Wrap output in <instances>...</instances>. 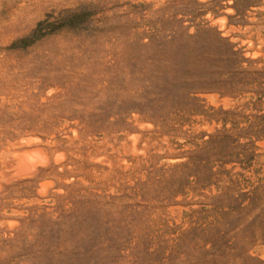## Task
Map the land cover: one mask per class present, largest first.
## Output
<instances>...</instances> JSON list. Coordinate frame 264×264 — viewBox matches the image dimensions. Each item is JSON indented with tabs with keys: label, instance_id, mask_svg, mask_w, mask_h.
I'll return each mask as SVG.
<instances>
[{
	"label": "rangeland",
	"instance_id": "374dc122",
	"mask_svg": "<svg viewBox=\"0 0 264 264\" xmlns=\"http://www.w3.org/2000/svg\"><path fill=\"white\" fill-rule=\"evenodd\" d=\"M0 264H264V0H0Z\"/></svg>",
	"mask_w": 264,
	"mask_h": 264
},
{
	"label": "bare ground",
	"instance_id": "6f19581e",
	"mask_svg": "<svg viewBox=\"0 0 264 264\" xmlns=\"http://www.w3.org/2000/svg\"><path fill=\"white\" fill-rule=\"evenodd\" d=\"M76 135V134H75ZM125 147V146H124ZM45 149V148H44ZM47 150V149H46ZM15 152V151H14ZM24 152V151H23ZM27 153H29L28 155L26 154V152L25 153H22L21 155L19 154V156H18V154H15V155H17L16 156V164L18 165V169H19V172L20 171H23L24 169L25 170H28L27 169V167H30V169L32 168V169H36L35 167H36V163L35 162H37V163H41V164H47V162L49 161V156H48V151L46 152V151H44L42 148H35V149H32V150H28L27 151ZM62 152H60V154H61ZM25 154V155H24ZM59 154V155H60ZM27 155V156H26ZM58 155V154H57ZM58 155V156H59ZM62 156V155H61ZM57 157V156H56ZM63 157V156H62ZM95 158V157H94ZM93 158V159H94ZM92 159V160H93ZM102 159V158H101ZM60 160V159H59ZM96 160V159H95ZM99 159H97V161H98ZM110 160V159H109ZM13 162V161H12ZM15 162V161H14ZM35 163V164H34ZM13 164V163H12ZM40 165V164H39ZM38 166V165H37ZM34 167V168H33ZM31 169V170H32ZM26 172V171H25ZM31 173V172H30ZM33 173V172H32ZM20 176V175H19ZM26 176H27V174H26ZM53 183V182H52ZM40 189V188H39ZM38 192H40V191H38ZM44 192V191H43Z\"/></svg>",
	"mask_w": 264,
	"mask_h": 264
}]
</instances>
